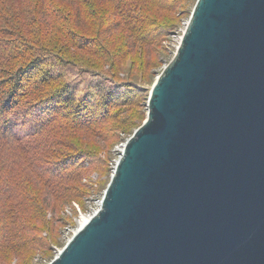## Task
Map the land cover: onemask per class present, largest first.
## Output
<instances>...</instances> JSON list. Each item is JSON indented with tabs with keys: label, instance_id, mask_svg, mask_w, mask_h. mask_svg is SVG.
Masks as SVG:
<instances>
[{
	"label": "water",
	"instance_id": "1",
	"mask_svg": "<svg viewBox=\"0 0 264 264\" xmlns=\"http://www.w3.org/2000/svg\"><path fill=\"white\" fill-rule=\"evenodd\" d=\"M48 264H264V0H196L98 208Z\"/></svg>",
	"mask_w": 264,
	"mask_h": 264
},
{
	"label": "trees",
	"instance_id": "2",
	"mask_svg": "<svg viewBox=\"0 0 264 264\" xmlns=\"http://www.w3.org/2000/svg\"><path fill=\"white\" fill-rule=\"evenodd\" d=\"M109 1L112 22L95 0H0V264H12L11 255L45 242L35 222L45 216L43 197L79 194L75 182L93 154L59 152L58 144L74 143L72 133L102 131L119 112L122 82L106 71L111 66L82 65L45 42L48 30L109 63L115 52L105 34L122 26L148 43L167 27L152 8L171 11L181 0ZM71 66L96 74L100 85L75 92L65 74ZM30 118L36 125L26 131Z\"/></svg>",
	"mask_w": 264,
	"mask_h": 264
},
{
	"label": "rangeland",
	"instance_id": "3",
	"mask_svg": "<svg viewBox=\"0 0 264 264\" xmlns=\"http://www.w3.org/2000/svg\"><path fill=\"white\" fill-rule=\"evenodd\" d=\"M95 1L101 11L109 13L112 22V3L109 0ZM195 2L196 0H181L171 11H167L165 7V10L152 8L151 14L167 27L164 32L156 33L152 40L146 39L148 43L135 40L128 29L122 26L112 29L105 34L104 40L115 54L109 63L104 64L94 55L65 42L60 33L48 30L45 42L56 45L64 54L77 59L82 65L105 69L111 66L106 71L114 73L116 79L122 82L121 92L117 93L121 102L117 106L119 112L103 125L105 127L102 131L97 130L96 135L86 130L72 133L74 143L64 141L58 144L59 152L69 151L71 148L74 152L78 150L79 153L82 151L93 154L91 158H86V173L75 182L79 194L57 199L43 197L45 216L35 222L40 227L38 234L44 237L45 242L36 243L32 249L27 248L18 254L11 253L12 264H48L79 228L81 220L88 218L98 208L125 140L146 118L148 88L174 56ZM67 69L65 74L76 85L77 93L93 90L100 85V78L88 70L77 66ZM132 83H138L145 89L140 90L136 85L131 87ZM28 122L24 124L26 131L36 125L34 118H30Z\"/></svg>",
	"mask_w": 264,
	"mask_h": 264
},
{
	"label": "bare ground",
	"instance_id": "4",
	"mask_svg": "<svg viewBox=\"0 0 264 264\" xmlns=\"http://www.w3.org/2000/svg\"><path fill=\"white\" fill-rule=\"evenodd\" d=\"M89 217V216H88ZM87 220V217H85V218H83L82 220H81V222H80V226L84 223V221H86Z\"/></svg>",
	"mask_w": 264,
	"mask_h": 264
}]
</instances>
